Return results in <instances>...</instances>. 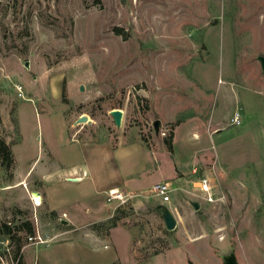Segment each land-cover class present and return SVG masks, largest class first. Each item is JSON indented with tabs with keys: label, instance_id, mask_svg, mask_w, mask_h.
I'll return each instance as SVG.
<instances>
[{
	"label": "rangeland",
	"instance_id": "374dc122",
	"mask_svg": "<svg viewBox=\"0 0 264 264\" xmlns=\"http://www.w3.org/2000/svg\"><path fill=\"white\" fill-rule=\"evenodd\" d=\"M19 133L34 174L47 145L70 167L78 140L137 141L149 184L119 203L58 181L36 206L0 167V224L33 227L0 264H264V0H0V137Z\"/></svg>",
	"mask_w": 264,
	"mask_h": 264
},
{
	"label": "crops",
	"instance_id": "0c3cea01",
	"mask_svg": "<svg viewBox=\"0 0 264 264\" xmlns=\"http://www.w3.org/2000/svg\"><path fill=\"white\" fill-rule=\"evenodd\" d=\"M65 132H67L66 135L69 134L67 128ZM70 141H77V139L70 138ZM20 142L19 133V141L11 145L12 154L13 148L18 146ZM76 143L78 144L77 147L82 149V161H85L84 163L70 167H63V164L53 167L51 162L54 157L51 155V147L47 145V162L44 164L43 170L38 174H34L37 166L35 165L36 158L27 168L18 170L13 154L16 167L15 173L17 174L14 176V186L22 191L24 189L28 194L31 191L37 192L44 198L47 206H49L47 186L58 181L68 180L72 183H82L84 179H89V189H87V193H84L85 195L93 194V197L97 195L96 198H99L101 194H107L109 191L130 194L148 188V161L150 163L151 159L148 151L139 142L118 143L114 146L108 141L91 142L78 140ZM58 160L63 161V158L60 157ZM32 177H36L38 179L37 182L31 181ZM82 177L84 179L81 181L73 180L74 178L81 179ZM25 183H28V186H25Z\"/></svg>",
	"mask_w": 264,
	"mask_h": 264
},
{
	"label": "trees",
	"instance_id": "16d2710c",
	"mask_svg": "<svg viewBox=\"0 0 264 264\" xmlns=\"http://www.w3.org/2000/svg\"><path fill=\"white\" fill-rule=\"evenodd\" d=\"M167 147L169 150H171L169 142L167 143ZM14 162L15 161L11 151V144L7 143L4 138L0 137V167L8 169L14 165ZM111 226L114 227L115 224L112 222ZM14 229L16 231H13V228H11L10 224L7 223L0 224V235H3L7 237V239L11 240L15 237L16 232L20 230H24L29 235L33 234V227L27 221L18 224V226H16ZM29 237H33V236H29ZM18 248L19 247H17V249ZM16 264H21V263L17 261Z\"/></svg>",
	"mask_w": 264,
	"mask_h": 264
},
{
	"label": "built area",
	"instance_id": "2783aa9c",
	"mask_svg": "<svg viewBox=\"0 0 264 264\" xmlns=\"http://www.w3.org/2000/svg\"><path fill=\"white\" fill-rule=\"evenodd\" d=\"M232 124L237 125L239 124V118L237 112L234 114V116L231 119ZM175 191V188L172 186V184L168 182H160L152 185L151 189L149 190V193L152 197H154L160 204H167L171 200V194ZM131 195L124 194L123 192H117V191H109L106 194V200L107 201H118L119 203H124L127 199H129ZM32 238L29 237V240Z\"/></svg>",
	"mask_w": 264,
	"mask_h": 264
},
{
	"label": "bare ground",
	"instance_id": "6f19581e",
	"mask_svg": "<svg viewBox=\"0 0 264 264\" xmlns=\"http://www.w3.org/2000/svg\"><path fill=\"white\" fill-rule=\"evenodd\" d=\"M112 114H113V112H112ZM121 117V116H120ZM122 119V118H121ZM116 122V121H115ZM120 123V122H119ZM74 181H78L79 179L78 178H74L73 179ZM29 196H30V198L34 201V204L36 205V206H38V205H40L41 204V197H40V195L37 193V192H34V191H31V192H29Z\"/></svg>",
	"mask_w": 264,
	"mask_h": 264
},
{
	"label": "water",
	"instance_id": "95a60500",
	"mask_svg": "<svg viewBox=\"0 0 264 264\" xmlns=\"http://www.w3.org/2000/svg\"><path fill=\"white\" fill-rule=\"evenodd\" d=\"M112 112H113V114H112ZM112 112H111V115L114 117V120L118 123L119 120H120V116H121L120 111L115 110V111H112ZM167 226H168V228H171L172 227L171 222H168ZM226 264H236V263L230 261V262H228Z\"/></svg>",
	"mask_w": 264,
	"mask_h": 264
}]
</instances>
